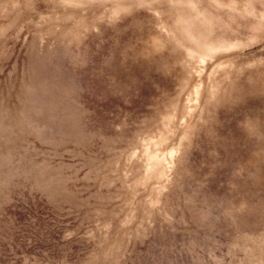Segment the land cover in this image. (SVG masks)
Segmentation results:
<instances>
[{"label": "rangeland", "instance_id": "obj_1", "mask_svg": "<svg viewBox=\"0 0 264 264\" xmlns=\"http://www.w3.org/2000/svg\"><path fill=\"white\" fill-rule=\"evenodd\" d=\"M0 264H264V0H0Z\"/></svg>", "mask_w": 264, "mask_h": 264}]
</instances>
